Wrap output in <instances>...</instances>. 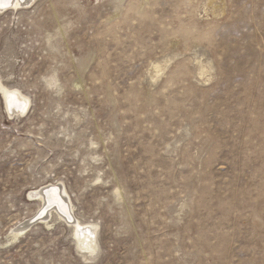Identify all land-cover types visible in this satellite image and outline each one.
<instances>
[{
	"label": "rangeland",
	"instance_id": "obj_1",
	"mask_svg": "<svg viewBox=\"0 0 264 264\" xmlns=\"http://www.w3.org/2000/svg\"><path fill=\"white\" fill-rule=\"evenodd\" d=\"M27 2L0 14L1 81L31 99L0 98V264H264V0ZM51 186L95 260L40 224Z\"/></svg>",
	"mask_w": 264,
	"mask_h": 264
},
{
	"label": "bare ground",
	"instance_id": "obj_2",
	"mask_svg": "<svg viewBox=\"0 0 264 264\" xmlns=\"http://www.w3.org/2000/svg\"><path fill=\"white\" fill-rule=\"evenodd\" d=\"M25 1L27 2V0H22V2L21 0H0V3H3L4 5L3 7H0V14H7L8 11L11 12L12 15H14L15 11L16 15L23 13L19 11L28 9L22 7V4H24ZM29 2L33 3V5H31L34 6L38 2V0H29ZM51 38L52 36H49L47 38V43L50 44ZM166 65L167 61H164L163 63H155V76L151 79H155V77H157L164 70ZM205 73V66L200 67L199 75L204 76ZM1 80L2 79L0 78V98L4 109H6L7 112L11 115H13L14 113L17 114V117L24 115L28 111V107H30L31 105V99L26 94H24L21 89L8 87ZM46 84L50 87H59L54 77L49 78ZM51 187L45 188V190H42L40 192H32L29 195V198H31L32 201L39 203L38 207H41V205L43 207V205L45 204H48V206H52V203L56 204L55 207L51 208L50 210H47L45 214L40 209L39 214H41V218L39 220L42 221L40 224L45 225V227H47L48 229H51L53 227L52 223L57 221L63 222L64 225H67V228L70 229V238L73 241L75 247L77 248L76 251H78V253L81 255L80 258L86 262H91L95 260L98 256L99 251L97 245L98 224L85 223L80 221L78 218L73 220L71 217H69L68 214L70 215V213L74 211V205L70 197L68 198L69 204L65 205L59 203L60 201H63L64 203L65 198L63 193H67L66 188L65 190L62 188H58L59 190H55L56 188H54V186ZM116 195L118 197V192H116ZM61 205H63V208L61 207ZM48 216L52 217L51 222L45 221ZM23 231V228H21L16 232H11V235L8 240L11 242L16 241L19 236L22 235ZM86 252L91 254L88 256Z\"/></svg>",
	"mask_w": 264,
	"mask_h": 264
},
{
	"label": "snow or ice",
	"instance_id": "obj_3",
	"mask_svg": "<svg viewBox=\"0 0 264 264\" xmlns=\"http://www.w3.org/2000/svg\"><path fill=\"white\" fill-rule=\"evenodd\" d=\"M21 2H22V0H21ZM4 5H3V3H0V7H3ZM61 207L63 208V205H61Z\"/></svg>",
	"mask_w": 264,
	"mask_h": 264
}]
</instances>
